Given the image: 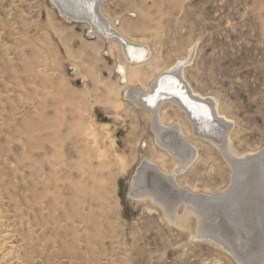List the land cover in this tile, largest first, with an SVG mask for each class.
Instances as JSON below:
<instances>
[{
  "label": "rangeland",
  "instance_id": "374dc122",
  "mask_svg": "<svg viewBox=\"0 0 264 264\" xmlns=\"http://www.w3.org/2000/svg\"><path fill=\"white\" fill-rule=\"evenodd\" d=\"M101 7L152 53L131 83L147 89L194 48L187 82L218 100L237 152L264 149V0H104ZM87 26L62 17L51 0H0V264H238L194 237L193 214L182 228L151 198L130 196L144 158L165 173L177 162L157 147L148 112L122 95L117 43ZM161 113L181 123L198 150L179 185L225 189L232 172L218 150L190 135L176 106L163 104Z\"/></svg>",
  "mask_w": 264,
  "mask_h": 264
},
{
  "label": "bare ground",
  "instance_id": "6f19581e",
  "mask_svg": "<svg viewBox=\"0 0 264 264\" xmlns=\"http://www.w3.org/2000/svg\"><path fill=\"white\" fill-rule=\"evenodd\" d=\"M103 1L51 0V3L62 17L72 21H86L89 34L99 35L107 42L117 43L124 60L118 67L122 78L125 79L124 83L127 84L122 95L133 105L148 112L157 147L176 159L174 172L165 173L155 162L144 158L141 161L142 166L132 180L133 190L130 196L139 201L151 198L154 203L164 207L168 222L182 228L187 227L189 214H193L198 218L196 236L194 234L196 239L214 243L231 257L230 249L233 252L235 250L240 253L245 252L249 256L247 264H264L262 257L264 256V149L258 152L254 150L247 153L237 152L230 136L232 129L230 120L221 111L218 100L215 97H212L213 99L204 97L187 82L184 68L192 61L194 48H189L183 58L160 70L150 80L147 89L131 83L130 73L135 67L148 63L152 53L147 44L128 38L113 25L114 23L103 12L101 7ZM92 10L94 16L91 14ZM115 36L122 38L126 45L115 39ZM157 86L163 92H154L153 88ZM194 100L202 103L197 105ZM166 103L182 111L190 125V135L213 145L229 165L232 172L231 184L229 183L225 189L213 193L187 189L192 194H204L209 198L194 195L185 200V195L172 186L173 182L179 188L185 189L179 185L176 177L197 158L198 150L193 143L189 145L184 139L188 134L181 123L168 124L164 121L161 112L162 105ZM188 109H191V112ZM209 110H212L215 127L213 122L207 119ZM149 165L157 167L167 175L168 182ZM155 187H159L164 192H156ZM180 205L184 206L185 213L182 215L176 211ZM235 254L239 257L238 253Z\"/></svg>",
  "mask_w": 264,
  "mask_h": 264
},
{
  "label": "water",
  "instance_id": "95a60500",
  "mask_svg": "<svg viewBox=\"0 0 264 264\" xmlns=\"http://www.w3.org/2000/svg\"><path fill=\"white\" fill-rule=\"evenodd\" d=\"M95 5V4H94ZM58 11V10H57ZM91 14L94 16V12H93V10L91 11ZM72 19H75V18H72ZM86 22V21H85ZM115 39H117L120 43H122L123 45H126V43L124 42V40H122V38H119L118 36H115ZM179 84H177V86H178ZM154 89V92H156V91H159V92H163L161 89H159V87L157 86V87H155V88H153ZM182 90H184V89H182ZM172 96H174V97H176L175 95H172ZM177 98V97H176ZM192 101H193V99H192ZM194 102H196V104L197 105H200L202 102H199V101H195L194 100ZM182 104V103H181ZM184 107H186V105L185 104H182ZM191 109H188V111H190ZM191 112V111H190ZM207 119L209 120V121H211V122H213L212 124H213V127H215L216 125V123H214V116H213V114H212V110H209V112L207 113ZM209 136H211L212 134H208ZM142 165H141V163L136 167V169H135V172H134V174L132 175V178H131V181H132V179L135 177V175L137 174V171L139 170V168L141 167ZM149 166H151V167H153L154 168V170L161 176V177H163L164 178V180L165 181H167V175H165L164 173H162L161 171H159L158 169H157V167H155V166H153V165H149ZM233 180V179H232ZM168 182V181H167ZM231 184V183H230ZM172 186L177 190V191H179L180 193H182L183 195H185L184 196V198H185V200H188V198H191V197H193L194 195L195 196H199V197H204V198H209L208 196H206V195H204V194H192V193H190L187 189H182V188H179L175 183H173L172 182ZM215 194H217V193H215ZM212 196V195H211ZM181 204H183L182 202H181ZM231 251H232V257H233V259L237 262V263H239V264H247V261H248V254H246L245 252L243 253V252H237L236 250H235V252L236 253H238L239 254V257L237 256V254H235V252H233V250L232 249H230ZM262 257H264V256H262ZM261 260V259H260Z\"/></svg>",
  "mask_w": 264,
  "mask_h": 264
},
{
  "label": "snow or ice",
  "instance_id": "6c2138e0",
  "mask_svg": "<svg viewBox=\"0 0 264 264\" xmlns=\"http://www.w3.org/2000/svg\"><path fill=\"white\" fill-rule=\"evenodd\" d=\"M170 83H174V82H170ZM149 102H151V101H149Z\"/></svg>",
  "mask_w": 264,
  "mask_h": 264
}]
</instances>
